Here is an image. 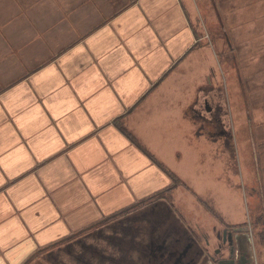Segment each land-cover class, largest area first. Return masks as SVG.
Listing matches in <instances>:
<instances>
[{
    "label": "crops",
    "instance_id": "obj_1",
    "mask_svg": "<svg viewBox=\"0 0 264 264\" xmlns=\"http://www.w3.org/2000/svg\"><path fill=\"white\" fill-rule=\"evenodd\" d=\"M193 35L182 0L0 1V80L34 66L0 92V264L194 185L188 162L217 143L186 114L205 113Z\"/></svg>",
    "mask_w": 264,
    "mask_h": 264
},
{
    "label": "rangeland",
    "instance_id": "obj_2",
    "mask_svg": "<svg viewBox=\"0 0 264 264\" xmlns=\"http://www.w3.org/2000/svg\"><path fill=\"white\" fill-rule=\"evenodd\" d=\"M182 1L195 38L184 73L190 80L204 76L207 80L205 97L200 100L205 105L199 109L205 112L203 119L194 118L192 109L186 114L205 126L206 134L217 143V151L214 154L213 145L205 144L195 168L192 160L186 167L189 178L194 173L197 176L195 171L199 170L196 182L188 180L194 185L184 180L189 186L184 195L160 204L168 205L172 216L182 222H189L191 209V224L214 223L224 213L235 223L250 224L260 263L264 264V4L261 0ZM25 66L2 67L7 82L0 80V92L16 76L22 78L34 67ZM209 80L221 90V98L209 90ZM206 98L212 108L220 106L221 110L208 113ZM220 130L228 137L219 136ZM175 182L180 184L178 179ZM161 198L140 203L128 214L111 215L61 244L37 252L39 257L27 264H124L126 253L134 257L128 252L136 238L131 231L139 224L134 216Z\"/></svg>",
    "mask_w": 264,
    "mask_h": 264
},
{
    "label": "flooded vegetation",
    "instance_id": "obj_3",
    "mask_svg": "<svg viewBox=\"0 0 264 264\" xmlns=\"http://www.w3.org/2000/svg\"><path fill=\"white\" fill-rule=\"evenodd\" d=\"M219 98L221 91H216ZM207 112H211L206 98ZM205 105V104H204ZM221 110L215 106L214 111ZM212 122V119L210 120ZM219 135H228L224 130ZM139 223L133 232L136 236L124 264H261L262 258L255 248L251 225L238 224L219 216L218 223L206 227L172 216L168 205L152 204L136 213ZM130 215L127 219H131ZM131 217V218H130ZM126 244V243H125ZM124 244V247H125ZM130 254V253H129ZM132 259V260H131Z\"/></svg>",
    "mask_w": 264,
    "mask_h": 264
},
{
    "label": "trees",
    "instance_id": "obj_4",
    "mask_svg": "<svg viewBox=\"0 0 264 264\" xmlns=\"http://www.w3.org/2000/svg\"><path fill=\"white\" fill-rule=\"evenodd\" d=\"M131 208H129L128 210H125V211H123V212H120V213H117V214H114V215H112L111 217H113V216H117V215H120V214H122V213H127L128 214V211L130 210ZM69 238H71V237H69ZM68 239V238H67ZM66 240V239H65ZM65 240H62V241H60V242H56V243H54V244H52V245H50V246H47V248H45V249H43V252L44 251H46V250H49V249H51L52 247H54V246H57L58 244H61L63 241H65ZM44 253H42V255H43ZM39 256H34L33 258H38ZM33 258H31L32 260H33Z\"/></svg>",
    "mask_w": 264,
    "mask_h": 264
}]
</instances>
